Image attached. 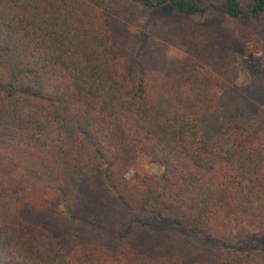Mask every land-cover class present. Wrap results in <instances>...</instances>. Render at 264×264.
Returning a JSON list of instances; mask_svg holds the SVG:
<instances>
[{
    "label": "trees",
    "instance_id": "16d2710c",
    "mask_svg": "<svg viewBox=\"0 0 264 264\" xmlns=\"http://www.w3.org/2000/svg\"><path fill=\"white\" fill-rule=\"evenodd\" d=\"M245 1L203 28L195 0H0V264H264V91L220 26L264 38ZM166 5L180 65L124 33Z\"/></svg>",
    "mask_w": 264,
    "mask_h": 264
},
{
    "label": "rangeland",
    "instance_id": "374dc122",
    "mask_svg": "<svg viewBox=\"0 0 264 264\" xmlns=\"http://www.w3.org/2000/svg\"><path fill=\"white\" fill-rule=\"evenodd\" d=\"M200 5L210 4L207 13L203 16L187 18L186 22L195 27H210L217 19H221L220 10L223 7L222 0H195ZM242 8L247 12L251 5L245 0H238ZM174 9L170 5L157 7L138 21L123 19L124 33L135 37H146L152 43V50L158 51L162 59L167 62H176L178 65L188 56V45L185 40H179L167 32L168 28L159 29L167 19L172 16ZM117 18V16H114ZM264 21V18H263ZM258 25L253 24L252 19L246 13L239 20L222 19L220 26L223 33L229 37V47L234 52L237 61L239 85H252L256 88H263L264 91V38L260 35ZM158 172L157 166L150 162V159L142 155L135 166L132 174L155 175ZM185 240H193L183 237ZM198 249L192 244H187L183 254L193 256L194 261H207L210 258L209 251L202 247L199 241H195ZM185 255V256H186ZM189 257V256H186ZM189 259V258H188Z\"/></svg>",
    "mask_w": 264,
    "mask_h": 264
}]
</instances>
